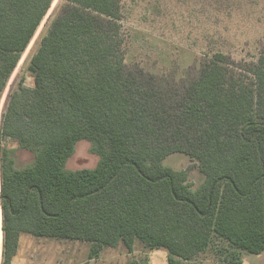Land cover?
I'll return each instance as SVG.
<instances>
[{
	"label": "trees",
	"instance_id": "trees-1",
	"mask_svg": "<svg viewBox=\"0 0 264 264\" xmlns=\"http://www.w3.org/2000/svg\"><path fill=\"white\" fill-rule=\"evenodd\" d=\"M56 0H0V104ZM125 0H63L2 117L0 140L35 153L0 163L2 257L12 264L30 235L78 241L98 260L138 242L168 264H243L264 253V43L258 55L206 52L181 75L126 62ZM8 145V144H7ZM79 149L99 156L71 170ZM183 154L190 166L164 164Z\"/></svg>",
	"mask_w": 264,
	"mask_h": 264
},
{
	"label": "rangeland",
	"instance_id": "rangeland-1",
	"mask_svg": "<svg viewBox=\"0 0 264 264\" xmlns=\"http://www.w3.org/2000/svg\"><path fill=\"white\" fill-rule=\"evenodd\" d=\"M62 3L63 0H56L8 83L0 104V129L11 96L19 91L21 85L26 86V77L32 75L29 71L31 58L37 53ZM125 6L127 20L123 29L128 37L129 50L126 62L140 63L155 73L176 63L183 75L194 59L209 51L221 50L238 59H251L258 55L260 43H264V0H125ZM8 143L12 147L10 156L19 169L33 165L35 153L19 148L15 139L0 140V163ZM98 161L97 154L76 147L67 168L91 169ZM164 164L175 170L194 166L189 174V183L194 190L205 181V175L186 155L172 154ZM1 223L0 215V228ZM88 253L86 243L40 239L25 234L20 239L12 264H128L130 260L121 247L110 250L98 260H90ZM134 256L145 259L147 264H168L171 257L167 250H148L141 242H138ZM0 264H4L1 231ZM243 264H264V253H243Z\"/></svg>",
	"mask_w": 264,
	"mask_h": 264
},
{
	"label": "water",
	"instance_id": "water-1",
	"mask_svg": "<svg viewBox=\"0 0 264 264\" xmlns=\"http://www.w3.org/2000/svg\"><path fill=\"white\" fill-rule=\"evenodd\" d=\"M25 84H26V86L28 88H35L36 87V78H35V76H33V75L27 76L26 80H25ZM15 144H17V146H20L18 140H16ZM7 147H8L9 150L12 148L11 144H9V143H8Z\"/></svg>",
	"mask_w": 264,
	"mask_h": 264
}]
</instances>
